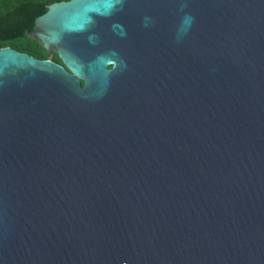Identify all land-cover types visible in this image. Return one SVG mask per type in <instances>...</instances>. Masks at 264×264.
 I'll list each match as a JSON object with an SVG mask.
<instances>
[{
    "label": "water",
    "instance_id": "1",
    "mask_svg": "<svg viewBox=\"0 0 264 264\" xmlns=\"http://www.w3.org/2000/svg\"><path fill=\"white\" fill-rule=\"evenodd\" d=\"M28 36L63 63L0 48V264H264V0L62 1Z\"/></svg>",
    "mask_w": 264,
    "mask_h": 264
},
{
    "label": "trees",
    "instance_id": "2",
    "mask_svg": "<svg viewBox=\"0 0 264 264\" xmlns=\"http://www.w3.org/2000/svg\"><path fill=\"white\" fill-rule=\"evenodd\" d=\"M62 1L70 0H0V48L11 47L37 59L62 64L58 54L50 55L38 41L28 36L36 20L52 4Z\"/></svg>",
    "mask_w": 264,
    "mask_h": 264
},
{
    "label": "clouds",
    "instance_id": "3",
    "mask_svg": "<svg viewBox=\"0 0 264 264\" xmlns=\"http://www.w3.org/2000/svg\"><path fill=\"white\" fill-rule=\"evenodd\" d=\"M187 5L182 3L181 4V11L186 7ZM145 20L147 21L148 18L146 17ZM194 22V17H192L190 14H185L182 16L180 20V24L177 26L176 29V39L179 41L183 39L184 36L187 35L189 32L192 24Z\"/></svg>",
    "mask_w": 264,
    "mask_h": 264
}]
</instances>
